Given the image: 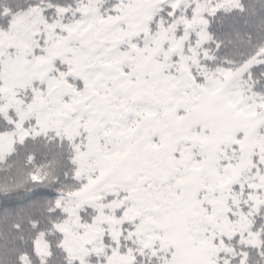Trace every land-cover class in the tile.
I'll return each mask as SVG.
<instances>
[{"label":"snow or ice","instance_id":"obj_1","mask_svg":"<svg viewBox=\"0 0 264 264\" xmlns=\"http://www.w3.org/2000/svg\"><path fill=\"white\" fill-rule=\"evenodd\" d=\"M0 264H264V0H0Z\"/></svg>","mask_w":264,"mask_h":264}]
</instances>
